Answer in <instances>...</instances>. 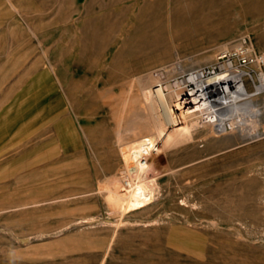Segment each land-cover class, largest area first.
<instances>
[{"label":"rangeland","instance_id":"1","mask_svg":"<svg viewBox=\"0 0 264 264\" xmlns=\"http://www.w3.org/2000/svg\"><path fill=\"white\" fill-rule=\"evenodd\" d=\"M243 43L264 49V0H0V264H264L256 65L242 128L153 152L149 204L113 210L99 189L122 175L119 115L145 114L139 78Z\"/></svg>","mask_w":264,"mask_h":264},{"label":"bare ground","instance_id":"2","mask_svg":"<svg viewBox=\"0 0 264 264\" xmlns=\"http://www.w3.org/2000/svg\"><path fill=\"white\" fill-rule=\"evenodd\" d=\"M219 67L218 71L202 69L187 71L183 64L175 61L139 78V89L132 95V100L142 103L141 107L145 114L138 121L131 108L129 109L131 118L119 115L114 132L121 160L119 172L122 175H113L107 179L105 185L99 186L101 191L104 189L109 191L110 194L105 196L111 209L121 212L132 211L141 209L151 202L154 197L153 186L151 181L150 183L147 181L146 176L148 172H161L153 167L151 158L154 151L162 152L168 157V149L173 145L193 143L194 131L198 130L201 131V139L215 142L223 138L227 130V120L230 121L228 124L231 129L242 128L247 97L251 94L247 90L244 74L231 68L229 62L221 63ZM251 78L255 92H258L261 87L252 76ZM169 94L174 96L173 100L169 99ZM254 111L253 114L256 116L257 108ZM196 114H204V119L190 122L193 132L192 129L187 131V138H183L181 135L188 129L186 128L188 118L195 117ZM167 131L173 134L169 143L163 141ZM155 142L159 145L156 146ZM91 219L93 217H84L82 221L89 222ZM119 222H122V218L116 223Z\"/></svg>","mask_w":264,"mask_h":264},{"label":"built area","instance_id":"3","mask_svg":"<svg viewBox=\"0 0 264 264\" xmlns=\"http://www.w3.org/2000/svg\"><path fill=\"white\" fill-rule=\"evenodd\" d=\"M216 59L217 61L219 59L227 60L226 62L221 63L226 64L229 62L231 68L243 72L244 75L248 73L246 68L251 65H256L258 67V84L261 87L259 92H264V49L255 51L243 43L230 49L225 48ZM219 66L216 67V69L213 68L212 71H218L220 69Z\"/></svg>","mask_w":264,"mask_h":264}]
</instances>
